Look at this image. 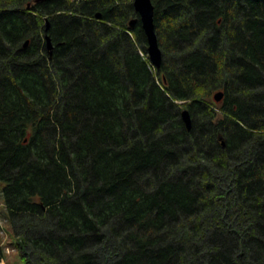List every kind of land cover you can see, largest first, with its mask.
<instances>
[{
  "label": "trees",
  "instance_id": "16d2710c",
  "mask_svg": "<svg viewBox=\"0 0 264 264\" xmlns=\"http://www.w3.org/2000/svg\"><path fill=\"white\" fill-rule=\"evenodd\" d=\"M132 2L0 0L23 263L264 264V0H151L158 68Z\"/></svg>",
  "mask_w": 264,
  "mask_h": 264
},
{
  "label": "water",
  "instance_id": "95a60500",
  "mask_svg": "<svg viewBox=\"0 0 264 264\" xmlns=\"http://www.w3.org/2000/svg\"><path fill=\"white\" fill-rule=\"evenodd\" d=\"M132 3L135 11L139 16L141 28L143 30L144 36L146 37V42H147L146 50L148 53L149 60L156 68H158L161 63V50L157 42V35L155 32V26L153 21L154 5L151 2V0H133ZM96 17H99V15L97 14ZM135 22H136V18H133L129 21V25L133 26ZM47 27H48V22L46 21V28ZM46 41H47L48 50H51L53 45L48 36H46ZM27 43L28 41H26L24 45H26ZM213 98L215 101H220L223 98V91L215 92L213 94ZM181 117L186 127L189 129L191 126V116L188 109L186 108L182 109Z\"/></svg>",
  "mask_w": 264,
  "mask_h": 264
},
{
  "label": "rangeland",
  "instance_id": "374dc122",
  "mask_svg": "<svg viewBox=\"0 0 264 264\" xmlns=\"http://www.w3.org/2000/svg\"><path fill=\"white\" fill-rule=\"evenodd\" d=\"M145 41H146V37H145ZM146 47H147V42H146ZM146 55L148 57V53H146ZM150 64L152 63L150 62ZM152 66L154 65L152 64ZM0 242L2 247V258L0 260V264H24L20 257L19 250L16 248L15 245L13 227L8 217L6 207L3 203V196L1 191H0Z\"/></svg>",
  "mask_w": 264,
  "mask_h": 264
},
{
  "label": "bare ground",
  "instance_id": "6f19581e",
  "mask_svg": "<svg viewBox=\"0 0 264 264\" xmlns=\"http://www.w3.org/2000/svg\"><path fill=\"white\" fill-rule=\"evenodd\" d=\"M82 2V1H81ZM130 15V14H129ZM132 16V15H131ZM47 32V31H46ZM134 32V31H133ZM158 41V40H157ZM140 45V44H139ZM140 55V54H139ZM146 55V54H145ZM140 57V56H139Z\"/></svg>",
  "mask_w": 264,
  "mask_h": 264
}]
</instances>
